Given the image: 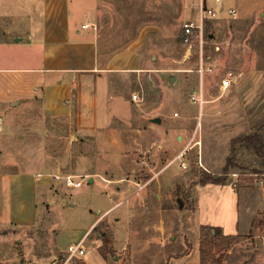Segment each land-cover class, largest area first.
Here are the masks:
<instances>
[{
	"label": "rangeland",
	"instance_id": "rangeland-1",
	"mask_svg": "<svg viewBox=\"0 0 264 264\" xmlns=\"http://www.w3.org/2000/svg\"><path fill=\"white\" fill-rule=\"evenodd\" d=\"M71 1L81 22L94 12L104 60L134 43L142 68L106 75L107 118L85 139L71 137L72 122L45 117L32 80L0 73V174L94 177L74 190L49 177L34 184L32 224L12 222L0 198V264H65L68 246L96 218L84 243L89 264H104L103 256L108 264H201L204 227L230 237L207 264H264V176L251 173L264 166V154L240 150L226 184L203 185L208 175H223L233 139L264 123V0H223L222 16L206 21L213 38L203 48V75L200 48L181 42L183 23L197 19V0ZM230 8L235 18L226 15ZM229 71L237 78L224 90ZM199 94L202 105L193 100ZM235 201L250 228L242 221L240 233L228 235L211 222H228ZM83 257L67 264H85Z\"/></svg>",
	"mask_w": 264,
	"mask_h": 264
},
{
	"label": "crops",
	"instance_id": "crops-1",
	"mask_svg": "<svg viewBox=\"0 0 264 264\" xmlns=\"http://www.w3.org/2000/svg\"><path fill=\"white\" fill-rule=\"evenodd\" d=\"M77 8L82 5L77 4ZM84 15L89 22H81L71 0H0V73L32 80L33 89L41 95L45 117L72 122L71 137L82 139L95 137L107 118L101 106L106 75L142 68L139 47L134 43L104 60L93 33L94 12L86 11ZM36 177L0 174V198L5 196V211L12 222L32 224L30 189L50 180ZM230 192L235 195L234 188ZM262 198L264 203V189ZM228 209L232 212L228 222L211 223L227 230L228 235L240 233L242 221L250 228L249 219L242 218L238 201ZM247 212L250 214V207ZM98 221L96 218L91 222L79 240ZM57 247L62 252L65 249L58 241Z\"/></svg>",
	"mask_w": 264,
	"mask_h": 264
},
{
	"label": "built area",
	"instance_id": "built-area-1",
	"mask_svg": "<svg viewBox=\"0 0 264 264\" xmlns=\"http://www.w3.org/2000/svg\"><path fill=\"white\" fill-rule=\"evenodd\" d=\"M223 0H213V7H209L208 0H197V19L189 20L183 23L182 25V43L191 47L193 43H196L200 48V63H198L197 71L203 75L204 72H207L209 69L205 68L203 64V48L206 43V21L209 19L220 18L222 16V11L220 12V5ZM229 17L235 18L237 16V10L234 8H230L228 13L226 14ZM88 27V25H83V28ZM93 27V26H92ZM218 49V47L216 48ZM236 75L229 71L225 74V76L221 79V87L226 90L232 86V84L236 80ZM194 101H199L200 104H204V100L201 94L199 97H194ZM39 177H49L55 182H61L68 189H79L84 184V178L77 175L72 174H39ZM86 237L81 239L76 244H71L68 246L65 253L68 256V259L65 264L68 263L69 259L73 257H81L85 254L84 243Z\"/></svg>",
	"mask_w": 264,
	"mask_h": 264
},
{
	"label": "trees",
	"instance_id": "trees-1",
	"mask_svg": "<svg viewBox=\"0 0 264 264\" xmlns=\"http://www.w3.org/2000/svg\"><path fill=\"white\" fill-rule=\"evenodd\" d=\"M209 24V23H208ZM210 32L208 28H206V38L207 40H212L210 37ZM182 42V41H181ZM203 54H205V49L203 50ZM207 54V53H206ZM207 56V55H206ZM199 54L194 56L195 60H198ZM246 149V151H253L258 156H262L264 154V123L261 124L256 131L251 132L246 135H240L233 139L231 145L230 155L226 160V164L223 168L222 176L212 177V175H208L207 179L203 183V185L207 184H216V185H224L227 182V176L230 173V170L233 168H239L240 165H237L236 160L239 158L240 150ZM251 173L259 174L264 176V166L261 169L254 168ZM95 229V228H94ZM207 231L204 232L201 243H200V263L207 264V256L216 255L224 252L230 246V237L224 236L222 231L217 228L204 227ZM104 245H108L109 239L104 236L103 239ZM107 253H111V249H107Z\"/></svg>",
	"mask_w": 264,
	"mask_h": 264
},
{
	"label": "water",
	"instance_id": "water-1",
	"mask_svg": "<svg viewBox=\"0 0 264 264\" xmlns=\"http://www.w3.org/2000/svg\"><path fill=\"white\" fill-rule=\"evenodd\" d=\"M212 36H213V35H210L211 38H212ZM170 81H174V77H171V78H170ZM152 121H153L154 123L159 124V123H161L162 120H161L160 117H156V118L152 119ZM89 182H90V183L93 182V178H92V177L90 178Z\"/></svg>",
	"mask_w": 264,
	"mask_h": 264
}]
</instances>
